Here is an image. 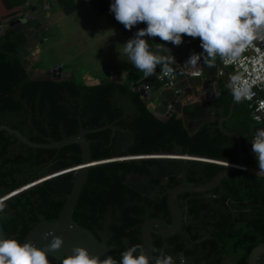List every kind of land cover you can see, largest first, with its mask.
<instances>
[{"label": "trees", "instance_id": "16d2710c", "mask_svg": "<svg viewBox=\"0 0 264 264\" xmlns=\"http://www.w3.org/2000/svg\"><path fill=\"white\" fill-rule=\"evenodd\" d=\"M24 42L23 31L10 29L0 34V123L5 120L7 126L18 130L28 140L44 143L47 138L58 140L76 133L79 124L84 129H94L113 122L132 132L134 140L127 149L130 155L159 149L169 151L175 143L187 154L226 162L235 159V140L222 133L215 122L204 123L188 134L175 113L161 121L149 112L142 96L127 81L118 83L103 78L98 84L84 85L74 75L62 76L59 80L43 79L41 75L29 78L20 64L26 53ZM155 86H159L157 81ZM232 96L227 88L218 85L212 104L221 107V111L216 112L219 116L226 117ZM182 112L193 116L197 106H184ZM28 113L30 123L25 129L23 124ZM222 126L243 136V147L251 134L261 129V125L251 119L247 103L242 100L233 104ZM84 137L92 159L112 157L113 151L108 145L111 128L88 132ZM14 141L13 135L0 130V195L32 181L45 166L61 169L80 161V149L76 144L33 148L19 143L20 148L15 149ZM253 163L258 167L257 161ZM134 166L133 160H120L90 167L72 211V219L90 230L98 240L106 224L108 253L117 264L124 251L140 245L139 228L144 220V206L136 202L138 194L123 181L124 174ZM207 166L210 169L208 177L222 168L215 163H207ZM222 182L226 198L232 201L231 208L235 211L218 225L222 231L217 232L215 244L224 251V264H247L250 249L264 243V175L233 170ZM71 184L72 176L66 175L31 186L8 199L4 203V211L8 214L0 216L4 238L20 242L39 220H55ZM159 207L165 210L164 203ZM154 215L149 214L150 217ZM150 236L152 254L157 255L161 241L159 237L153 240L155 235ZM167 242L172 244L163 249L167 255L183 248L176 236L168 238Z\"/></svg>", "mask_w": 264, "mask_h": 264}, {"label": "water", "instance_id": "95a60500", "mask_svg": "<svg viewBox=\"0 0 264 264\" xmlns=\"http://www.w3.org/2000/svg\"><path fill=\"white\" fill-rule=\"evenodd\" d=\"M34 18H36L37 22H39L40 24L44 19L42 15H35V13L31 17H26L20 14L15 19L10 20L5 27L0 26V34L6 33L10 29L13 31H23V35L25 37L23 48L25 50H30V48L39 46L43 41V37L37 38V33L43 34L44 26L38 27L37 29L33 25L27 24L28 20H32ZM31 62L32 55L30 52L20 60L21 66L26 70V75L31 79L38 75H41L43 79L59 80L63 76L60 67H57L56 65L51 66L49 69H35L31 66ZM220 70L221 67L218 64L211 65L210 68L207 67V71L205 72L206 77L200 87L201 91L203 92V99L193 102V104L197 106V112L193 116L186 115L182 112L183 105L178 100V92L170 94L168 99L169 108L166 109L165 113L160 114L154 109V106L151 104H147L146 108L161 121H165L172 113H175L176 117H179L182 120L183 127L187 130L188 134H192L200 125L206 122H215L216 127L222 133L233 137V139L235 140V159L231 162L187 154L185 152H182L181 146L175 143H172L169 151L159 149L156 152L130 155L127 152L125 146L133 142V134L129 130L119 129H114L111 135L112 137L117 138L122 136L127 137V139L123 141L122 147L120 148L118 144L116 146V150H114V153L110 158L94 160L90 156L89 144L84 135L88 132H94L102 128H109V124L94 129H84L79 124L76 133L66 135L58 140L47 138L46 142L44 143L30 141L16 129L10 128L5 124H0V130H4L8 134L13 135L17 139V141L21 142L25 146L33 148H60L68 144H76L80 149L79 163L61 169H50L48 166H45L37 172L36 178L32 181L10 192L0 195V202L4 204L13 195L26 190L31 186L46 181H55L66 175L72 176V184L68 189L67 195L59 210L57 218L53 221H47L45 219L39 220L27 231V233L19 243L23 244L31 242L36 247L47 251L45 246L51 243L52 237H48L47 240L43 239V236L46 232H53L55 236L62 237L64 243L61 249L57 252H48L50 264H58L61 262L62 257L66 255H72V249L77 246L84 247L85 249H87L90 255L97 256L101 260L110 256L108 253L109 247L107 246L105 240L106 224L103 227L101 239L98 240L90 230L77 224L72 219V211L74 209L82 185L86 180L88 169L101 163L120 160L127 161L132 159H148L155 160L158 165L161 168H164L167 172H172L174 168L173 166L176 164L180 165L182 163L193 161L197 163H215L221 165L223 167L222 170L218 172L210 180L209 183L199 189H195V191L198 193H200L207 187H212L217 184L219 180L224 175H227L230 171L241 170L253 173L251 171H248V169L255 168L259 170L256 164H253V161H257V158L256 154L252 151L251 140L247 141L243 147L241 142V138L243 136L238 135L234 131H227L222 126V120L230 116L233 104L236 102H240L241 100L237 101L235 100L234 96H232L228 106V113L226 117L215 115L214 109L210 105V102L213 101L216 97L218 85H221L223 88H227L233 95L234 90L232 89L229 81L226 79L224 73ZM111 80L113 82H121L120 79ZM98 83V79L83 80L84 85H94ZM133 90L137 91L142 96V98L150 97V93H144L143 84L135 86ZM217 110L221 111V107L217 108ZM123 150L125 151V153L122 152ZM183 186H186V184L184 183ZM180 191H182V188L181 186H178L170 190L167 197V209L171 214V224L164 225L157 220L148 219L145 220L139 228L140 245L145 254L150 258V260L155 259L156 257L152 254L150 234L159 235L162 239H164L177 230L179 215L175 211L173 197L175 193ZM204 200V202L210 204L211 206H215L209 199L204 198ZM69 225H71V228H69ZM3 239L5 238L0 225V240ZM164 245L165 243H163V246ZM189 263H191V260L182 262V264ZM247 264H264V243H259L250 249L247 255Z\"/></svg>", "mask_w": 264, "mask_h": 264}, {"label": "clouds", "instance_id": "9594fccd", "mask_svg": "<svg viewBox=\"0 0 264 264\" xmlns=\"http://www.w3.org/2000/svg\"><path fill=\"white\" fill-rule=\"evenodd\" d=\"M109 11L129 31L140 23L147 25L124 44V54L131 65L146 78L157 75L156 68L160 65L159 78L171 79L175 72L171 65H181L177 64L170 48L156 44L153 50L145 37H159L174 46L182 45L184 36L198 37L203 51L192 53L184 62L190 69L201 60L207 63L217 56L225 62L234 60L254 41H264V0H113ZM246 94L244 89L233 91L237 101ZM250 140L258 162L256 175H264V128L257 129ZM3 212L4 204L0 202V213ZM50 236L52 241L45 246L47 251L31 242L0 240V264H50L48 252L59 251L64 243L62 237L53 232H46L43 239ZM72 253L62 257L60 264H117L112 256L101 260L84 247H74ZM119 264H176V260L163 252L150 260L137 244L122 253Z\"/></svg>", "mask_w": 264, "mask_h": 264}, {"label": "crops", "instance_id": "0c3cea01", "mask_svg": "<svg viewBox=\"0 0 264 264\" xmlns=\"http://www.w3.org/2000/svg\"><path fill=\"white\" fill-rule=\"evenodd\" d=\"M112 2L113 0H0V26L5 27L10 20L20 14L26 17H31L34 13L42 15L44 19L41 24L36 18L27 21V24L37 29L44 26V33H37V38L43 37L42 43L25 50V55L29 52L32 55L33 68L49 69L56 65L60 67L63 76L74 75L82 81L89 79L100 81L108 78L120 79L121 82L127 81L129 84L133 82L136 86L149 84L153 91L150 90V96L153 94V98L149 97V100L143 98L145 104L153 105L157 112L163 114L171 92L156 87L154 77L146 78L131 65L124 54V44L139 29L146 28L147 25L140 23L130 31L125 29L109 11ZM145 39L152 45L153 50L156 44H164L171 49L175 60L183 64L192 53L203 51L198 37L184 36L183 44L180 46L161 41L159 37ZM160 54L168 55L167 52ZM200 64L202 66L200 77H189L181 73L177 75L175 86L178 90V100L183 107L203 99L200 87L206 77L205 72L211 65H220L219 56L207 63L201 60Z\"/></svg>", "mask_w": 264, "mask_h": 264}, {"label": "flooded vegetation", "instance_id": "af4514ba", "mask_svg": "<svg viewBox=\"0 0 264 264\" xmlns=\"http://www.w3.org/2000/svg\"><path fill=\"white\" fill-rule=\"evenodd\" d=\"M210 105L214 109V114L219 116L220 114L216 113L218 111V106L212 104V101ZM221 116L224 117L225 115ZM29 117L30 113L27 114L23 124L25 129H28L27 126L30 123ZM2 122L3 123L0 124H5V120H2ZM209 122L213 123L211 121ZM107 124L110 125L111 134L114 129L129 130L118 124L113 125V122ZM31 131H34V129H31ZM126 139L127 137L124 136L117 138L111 135L108 145L113 153L117 148L116 146L119 144L121 148L123 141ZM19 143L21 142L17 141V139L13 142L15 149L20 148L18 146ZM132 143L126 145V149H128ZM122 152L125 153L124 150ZM132 160L135 162V166L124 174L123 181L133 192L138 194L136 202L144 206L145 212L142 216L144 220L140 223V226L148 219L157 220L164 225L171 224V214L167 209V197L170 190L178 186L182 188V191L175 193L173 197L175 211L179 215L176 232L164 239L159 235L152 234L155 235L153 240L159 237L161 241L160 247H158L159 254L155 256L160 255L162 252L164 253L163 249L165 247L170 248L172 244H168L167 239L176 236V240L180 241L183 245V248L171 253L176 260V264H182L183 261L188 260H191L189 264H224V251L218 244H215L218 239L217 232L222 231L218 225L223 223L228 214L233 215L235 211L233 207L231 208L232 201L226 198V189L222 182L226 175L214 186L207 187L200 193L195 191V189H199L209 183L223 167L213 176L208 177L210 169L207 163H197L193 161L180 165L176 164L173 166L172 172H167L164 168H161L155 160ZM184 183L186 186H183ZM204 198L209 199L215 206H211L204 202ZM162 203L165 204V210H161L159 207ZM151 213H155V215L150 217L149 214ZM3 214L7 215L8 212L4 211ZM103 227L99 232L100 236H102ZM163 243H165L164 246Z\"/></svg>", "mask_w": 264, "mask_h": 264}, {"label": "built area", "instance_id": "2783aa9c", "mask_svg": "<svg viewBox=\"0 0 264 264\" xmlns=\"http://www.w3.org/2000/svg\"><path fill=\"white\" fill-rule=\"evenodd\" d=\"M176 62L181 66L171 65L175 69L173 78H159L161 67L156 68L157 75H154L159 87L170 91L171 94L178 91L175 86L178 73L189 77H200L202 74L200 62L193 69L185 67L180 61ZM219 64L221 67L220 71L224 73L233 90H246L247 94L241 100L247 103L251 119L256 124L261 125V128H264V41H254L251 46L245 48L240 56L234 60L225 62L219 57ZM233 78H235V81ZM130 84L132 87L136 86L133 82ZM143 90L145 94L150 93L147 85H143ZM144 99L149 100V97ZM167 108H169L168 104H166ZM255 133L251 134L250 139L254 137ZM248 171L257 173L259 170L249 168Z\"/></svg>", "mask_w": 264, "mask_h": 264}, {"label": "rangeland", "instance_id": "374dc122", "mask_svg": "<svg viewBox=\"0 0 264 264\" xmlns=\"http://www.w3.org/2000/svg\"><path fill=\"white\" fill-rule=\"evenodd\" d=\"M152 91V90H151ZM153 92V91H152ZM153 98V94L150 96V99H152Z\"/></svg>", "mask_w": 264, "mask_h": 264}]
</instances>
